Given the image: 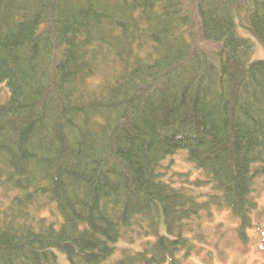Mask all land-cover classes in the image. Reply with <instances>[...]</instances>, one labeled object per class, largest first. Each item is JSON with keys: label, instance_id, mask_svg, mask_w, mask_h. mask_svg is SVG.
I'll list each match as a JSON object with an SVG mask.
<instances>
[{"label": "trees", "instance_id": "trees-1", "mask_svg": "<svg viewBox=\"0 0 264 264\" xmlns=\"http://www.w3.org/2000/svg\"><path fill=\"white\" fill-rule=\"evenodd\" d=\"M240 28L264 48V0H0V264H183L216 211L246 244L264 58Z\"/></svg>", "mask_w": 264, "mask_h": 264}, {"label": "rangeland", "instance_id": "rangeland-1", "mask_svg": "<svg viewBox=\"0 0 264 264\" xmlns=\"http://www.w3.org/2000/svg\"><path fill=\"white\" fill-rule=\"evenodd\" d=\"M241 35L250 37L255 44L253 59L264 58L263 45L244 29H239ZM166 167V180L175 186H181L186 178L194 180L201 177V171L188 160L186 150H178L163 163ZM183 174V177L180 176ZM185 174V175H184ZM262 191L259 195V207L253 216L254 226L247 230V243L241 242L236 236L235 227L238 221L230 216L228 211H216L211 222L205 225L209 234V243L204 244L200 255H193L183 264H264V179L259 180ZM186 184H188L186 182ZM212 252L208 258V252ZM220 252L224 253L220 254ZM224 258V259H222ZM60 264H68L61 256Z\"/></svg>", "mask_w": 264, "mask_h": 264}]
</instances>
